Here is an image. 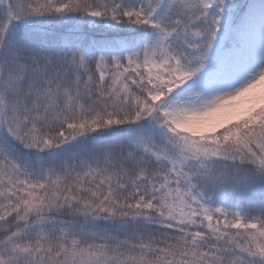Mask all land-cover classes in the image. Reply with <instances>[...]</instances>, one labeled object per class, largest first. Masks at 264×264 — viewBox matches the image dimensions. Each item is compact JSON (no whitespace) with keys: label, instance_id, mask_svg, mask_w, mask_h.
Returning <instances> with one entry per match:
<instances>
[{"label":"snow or ice","instance_id":"6c2138e0","mask_svg":"<svg viewBox=\"0 0 264 264\" xmlns=\"http://www.w3.org/2000/svg\"><path fill=\"white\" fill-rule=\"evenodd\" d=\"M0 264H264V0H0Z\"/></svg>","mask_w":264,"mask_h":264}]
</instances>
